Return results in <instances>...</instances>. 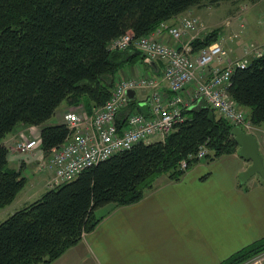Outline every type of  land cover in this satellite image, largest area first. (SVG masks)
<instances>
[{
  "label": "trees",
  "instance_id": "obj_1",
  "mask_svg": "<svg viewBox=\"0 0 264 264\" xmlns=\"http://www.w3.org/2000/svg\"><path fill=\"white\" fill-rule=\"evenodd\" d=\"M223 1L228 0H0V209L26 185L8 166L9 150L2 144L7 135L18 125L40 127L49 156L69 134L64 124L49 123L63 102L92 111L110 99L125 66L151 61L134 48L110 50L113 40L127 32L148 36L191 8ZM220 38L215 29L191 46L198 51ZM228 93L252 125L264 124V54L235 70ZM128 110L139 111L135 99ZM183 114L186 120L163 140L112 156L0 223V264H51L109 214L98 215L100 209L139 202L163 175L179 180L186 172L179 169L181 161L194 156L191 168L202 148L209 162L238 153L235 126L211 106L200 101ZM262 252L264 238L219 264H244Z\"/></svg>",
  "mask_w": 264,
  "mask_h": 264
},
{
  "label": "crops",
  "instance_id": "obj_2",
  "mask_svg": "<svg viewBox=\"0 0 264 264\" xmlns=\"http://www.w3.org/2000/svg\"><path fill=\"white\" fill-rule=\"evenodd\" d=\"M260 9L264 13L263 5ZM189 14L194 15L193 8L171 19L168 24L178 25L180 19ZM251 16L253 15L250 18ZM244 24L245 30L238 31L239 25L236 23L224 34L233 60H252L256 55L253 48L259 51L264 49V26L256 24V20H247ZM235 32L239 38L233 40L232 34ZM206 34L204 31L189 33L190 36L187 34L181 41L174 40L166 31L154 33V36L168 46L180 47ZM163 71V62L153 61L137 64L123 72L155 77L160 82L158 90L169 97L172 94L162 79ZM153 92L154 90L149 89L136 94L135 101L140 112L151 113ZM73 108L75 106L67 104L61 111H56L54 116L58 122L50 120L49 123L62 124L63 115ZM253 135L255 136L254 133ZM36 137H41L40 127L18 125L2 140V144L9 150L10 168L18 172L20 168L21 172L24 169L34 170L41 158L38 150L24 154L18 151L17 144ZM250 164L235 153L211 162L201 159L179 180H172L168 175L159 177L153 189L147 191L139 202L115 208L109 206L106 210L109 214L96 228L84 234L76 246L68 249L51 264L221 263L264 238V183L252 177L242 185L239 179ZM47 173L43 177L36 174L37 180L29 182L12 206L15 203L27 204L37 194L41 193L42 196L47 191L42 187L46 186L47 178L50 179L53 174L49 169ZM12 206L0 209V218L4 215L11 216L15 212H9Z\"/></svg>",
  "mask_w": 264,
  "mask_h": 264
},
{
  "label": "built area",
  "instance_id": "obj_3",
  "mask_svg": "<svg viewBox=\"0 0 264 264\" xmlns=\"http://www.w3.org/2000/svg\"><path fill=\"white\" fill-rule=\"evenodd\" d=\"M199 26L200 20L189 15L182 17L178 25L163 22L154 33L166 31L174 40L180 41ZM241 27L245 28L243 25ZM154 33L136 37L132 32H127L115 39L112 48L117 51L135 48L148 60L162 61L165 64L162 79L172 95L165 97L158 90L160 82L155 77L134 76L119 80L110 99L92 112L89 113L80 104L64 114L62 124L70 134L59 148L51 151V159L46 167L53 173L50 187L71 182L84 171L139 143H149L155 137L163 140L176 124L186 120L183 111L200 101L211 106L232 125L249 133L253 125L245 110L229 95L228 87L235 70L246 68L252 60H232L231 52L223 42L218 41L194 52L191 42L171 47L155 38ZM238 38L236 34L234 39ZM252 50L256 52L253 59L264 54V49ZM149 89L154 90L150 102L151 114L129 111L131 100L127 92L132 90L137 94ZM126 110L128 113H125ZM41 146L40 137L19 143L17 149L26 154L38 147L41 149ZM206 155V149L202 148L196 156L203 160ZM193 157L182 160L179 169L187 171L188 162ZM44 167L43 161L38 164V169ZM262 260L264 253L251 263Z\"/></svg>",
  "mask_w": 264,
  "mask_h": 264
},
{
  "label": "rangeland",
  "instance_id": "obj_4",
  "mask_svg": "<svg viewBox=\"0 0 264 264\" xmlns=\"http://www.w3.org/2000/svg\"><path fill=\"white\" fill-rule=\"evenodd\" d=\"M263 5L264 6V3H261V0H228V1H223L221 2L218 6H200V7H194V15L192 14H189L192 16V18H197L198 20H200V23H201V26L200 28L198 29V31H194V33L192 34H195V33H198V32H201V31H204V33H208L212 30H215V29H220L221 31V38L218 40L219 42H223L224 46L227 47V49L229 50L230 52V49L228 48V46L226 45V40L224 38V34L228 33V30L230 28L231 25L233 24H236L238 23L239 25V30L238 31H243L245 30V28L243 29L241 26L243 25L244 27L247 20H250V22H254V20H256V24H259V26H264V13L263 11L260 9V6ZM251 9V10H250ZM248 10H250V14L247 15V12ZM189 15H186V16H189ZM250 15H253L251 16L250 18ZM253 17V19H252ZM253 20V21H252ZM238 27V26H237ZM235 29V28H234ZM263 29V28H261ZM237 31V32H238ZM235 32L234 34H232V36L234 37L236 35ZM240 32H238L239 34ZM187 35H184L180 41L186 37ZM188 36L189 33H188ZM233 40H235L233 38ZM177 41V40H176ZM190 42V41H189ZM230 58L232 59V55L230 53ZM233 60V59H232ZM235 61V60H234ZM136 67L135 66H125L118 74L119 75V78L116 79V81L118 79L122 80V79H127L129 77H134L135 75H129V74H126L124 72H126V70L128 68H134ZM124 71V72H123ZM117 74V75H118ZM139 93V92H138ZM67 106V103L66 102H63L61 104V106L57 109V112L61 111L62 109H64L65 107ZM100 107V106H99ZM246 113H248L246 110H245ZM56 116V115H55ZM55 116L51 119V121H53V123H56L58 122L57 119H55ZM63 120V119H62ZM64 122V121H63ZM249 133L251 134H255L256 138L258 139V142H259V145H260V152L261 154L263 155L264 157V124H262L261 126H259V130L257 127H255L254 125L249 129L248 131ZM37 139V137L35 138ZM154 142V141H158L157 137L153 138L151 140V142ZM41 149H35L33 151H37L39 152V155H40V159L38 160V163L37 165L35 166L34 170L33 169H24L22 172H21V168H20V174L23 178L26 179V185L25 187L18 193V195L16 196V198L13 200V202L17 199V197L19 196V194H21V192H23L25 190V188L29 185V182H32L33 179L36 181L37 178L36 177V174H38V176L40 177H43V176H47V170L48 168H46L49 164V161L51 159V156H45L44 154V151L42 149V146L40 147ZM32 151V152H33ZM38 154V153H37ZM34 161V160H33ZM44 162L45 163V167L44 168H39L38 169V164L40 162ZM251 165V164H250ZM9 166V165H8ZM22 167V166H21ZM255 178L257 179H261L259 175H256L254 176ZM47 183H46V186L45 187H42L43 190H51L53 189V187H50V183H51V178L48 179L47 178ZM43 183V182H42ZM41 194V193H40ZM40 194H37V196H35L34 198H32L27 204H19L18 203H15V205L12 206V203L8 206H6L5 208L9 207V206H12L9 210V212H12L13 211H18L20 209H22L23 207H25L26 205L38 200L41 195ZM5 208H2V209H5ZM109 207H105V208H102L98 211V215H101L103 214L104 212H106V210L108 209ZM9 216L7 215H4L3 217L0 218V223H2L4 220H6ZM264 252L260 253L259 255L251 258L250 260H248L247 262H245L244 264H250L251 262H253L254 260H256V258L260 255H262ZM252 264V263H251ZM256 264H264V260L256 263Z\"/></svg>",
  "mask_w": 264,
  "mask_h": 264
},
{
  "label": "water",
  "instance_id": "obj_5",
  "mask_svg": "<svg viewBox=\"0 0 264 264\" xmlns=\"http://www.w3.org/2000/svg\"><path fill=\"white\" fill-rule=\"evenodd\" d=\"M153 61H148L151 63ZM130 100H134L136 93L132 90L127 92ZM232 135L239 146L238 154L250 162L249 168L242 172L239 176L242 185H245L252 177L259 175L264 180V159L260 153V148L256 137L246 133L241 127L235 126L232 130Z\"/></svg>",
  "mask_w": 264,
  "mask_h": 264
},
{
  "label": "bare ground",
  "instance_id": "obj_6",
  "mask_svg": "<svg viewBox=\"0 0 264 264\" xmlns=\"http://www.w3.org/2000/svg\"><path fill=\"white\" fill-rule=\"evenodd\" d=\"M158 28H159V27H158ZM199 28H200V26L198 27V29H199ZM198 29H197V30H198ZM132 33H133V32H132ZM189 33H194V32H189ZM133 34H134V33H133ZM134 35H135V34H134ZM150 35H151V34H150ZM135 36H136V35H135ZM136 37H137V36H136ZM193 40H194V39H193ZM193 40H191L190 42H192ZM114 41H115V40H113V41L110 43V45H109V49L112 50V51H117L116 49H113V48H112V44H113ZM209 46H210V45H209ZM206 47H207V46H206ZM130 49H131V48H130ZM134 49H135V48H134ZM127 50H128V49H127ZM200 50H201V49H200ZM125 51H126V50H125ZM137 51H138V50H137ZM198 51H199V50H198ZM198 51H194V52H198ZM163 64H164V63H163ZM164 68H165V64H164ZM163 72H164V71H163ZM141 76H142V75H141ZM117 83H118V82H116V84H115L113 90L115 89ZM113 90H112V92H113ZM135 98H136V96H135ZM75 107H76V106H75ZM84 107H85V106H84ZM98 107H99V106H98ZM98 107H94V108H98ZM100 107H101V106H100ZM94 108H93V109H94ZM73 109H74V108H73ZM93 109H92V110H93ZM86 110H87V109H86ZM69 111H71V110H68L66 113H68ZM87 111H88V110H87ZM88 112L90 113V112H92V111H88ZM66 113H65V114H66ZM150 114H151V113H150ZM150 114H147V115H150ZM68 130H69V129H68ZM69 134H70V131H69ZM69 134H68V135H69ZM23 141H30V140H22V141H20L19 143H21V142H23ZM19 143H18V144H19ZM18 144H17V146H18Z\"/></svg>",
  "mask_w": 264,
  "mask_h": 264
}]
</instances>
